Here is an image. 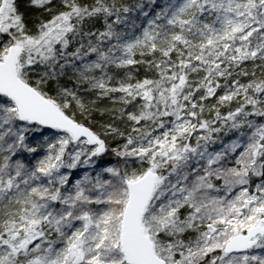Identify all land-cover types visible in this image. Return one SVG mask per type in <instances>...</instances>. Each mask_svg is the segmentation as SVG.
Segmentation results:
<instances>
[{"label": "snow or ice", "instance_id": "snow-or-ice-1", "mask_svg": "<svg viewBox=\"0 0 264 264\" xmlns=\"http://www.w3.org/2000/svg\"><path fill=\"white\" fill-rule=\"evenodd\" d=\"M0 264H264V0H0Z\"/></svg>", "mask_w": 264, "mask_h": 264}]
</instances>
